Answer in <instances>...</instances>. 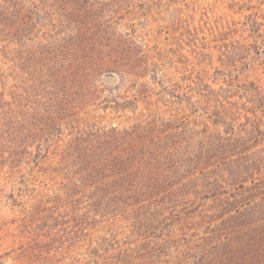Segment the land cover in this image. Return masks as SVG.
<instances>
[{"label":"trees","instance_id":"obj_1","mask_svg":"<svg viewBox=\"0 0 264 264\" xmlns=\"http://www.w3.org/2000/svg\"><path fill=\"white\" fill-rule=\"evenodd\" d=\"M79 2L0 0V164H17L48 142L40 128L59 129L65 96H48L52 89L71 78L78 95L87 80L118 82L117 58L137 49L134 33L121 41L117 30L84 26L100 21L88 0ZM245 11L241 26L232 19L203 31L200 57L217 58L223 70L217 87L192 81L201 85L202 109L185 149H170L174 132L153 136L154 116L95 135L73 126L57 174L73 193L74 213L90 214L87 264H264V86L242 68H252L247 58L264 59V30ZM11 46L21 71L26 58L37 59L46 90L30 113L9 85Z\"/></svg>","mask_w":264,"mask_h":264},{"label":"rangeland","instance_id":"obj_2","mask_svg":"<svg viewBox=\"0 0 264 264\" xmlns=\"http://www.w3.org/2000/svg\"><path fill=\"white\" fill-rule=\"evenodd\" d=\"M88 6L100 22L89 19L84 26L100 24L123 36L134 33L137 49L129 58H117L124 64L118 82L107 79L105 85L87 80L78 95V85L71 78L63 89H52L56 95L48 96H65L59 129L40 128L39 135L49 132L48 142L28 149L17 164H0V264H87L91 217L74 213L73 193L57 174L65 165L57 155L77 132L73 126L78 124L84 133L95 135L104 127L154 116L153 136L174 132L170 149H185L189 123L202 109L201 85L194 88L192 81H208L217 87L213 83H218L223 70L217 58L200 57L207 43L203 31L232 19L241 26L242 8L246 15L254 14L264 30V0H88ZM11 47L9 85L15 96L23 98L24 112L30 113L34 103L42 108L46 90L35 74L37 59L26 58L29 61L21 71L17 49ZM246 61L250 66L253 63L252 68H242L264 86V59ZM191 88L195 89L192 96ZM124 102H128L127 109L117 108Z\"/></svg>","mask_w":264,"mask_h":264}]
</instances>
